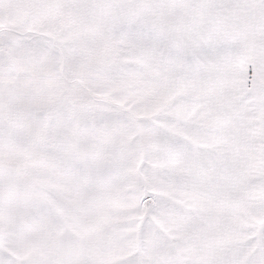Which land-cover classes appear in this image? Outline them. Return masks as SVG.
I'll list each match as a JSON object with an SVG mask.
<instances>
[{
  "label": "snow or ice",
  "instance_id": "1",
  "mask_svg": "<svg viewBox=\"0 0 264 264\" xmlns=\"http://www.w3.org/2000/svg\"><path fill=\"white\" fill-rule=\"evenodd\" d=\"M0 264H264V0H0Z\"/></svg>",
  "mask_w": 264,
  "mask_h": 264
}]
</instances>
